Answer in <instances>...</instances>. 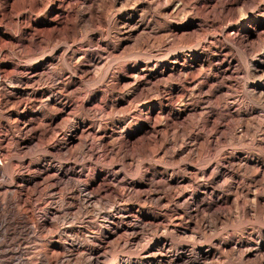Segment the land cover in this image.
<instances>
[{
  "label": "rangeland",
  "instance_id": "1",
  "mask_svg": "<svg viewBox=\"0 0 264 264\" xmlns=\"http://www.w3.org/2000/svg\"><path fill=\"white\" fill-rule=\"evenodd\" d=\"M0 264H264V0H0Z\"/></svg>",
  "mask_w": 264,
  "mask_h": 264
},
{
  "label": "bare ground",
  "instance_id": "2",
  "mask_svg": "<svg viewBox=\"0 0 264 264\" xmlns=\"http://www.w3.org/2000/svg\"><path fill=\"white\" fill-rule=\"evenodd\" d=\"M134 229V228H133ZM131 234H132V232H131Z\"/></svg>",
  "mask_w": 264,
  "mask_h": 264
}]
</instances>
